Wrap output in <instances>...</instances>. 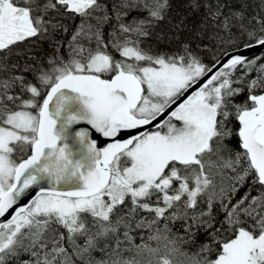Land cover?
<instances>
[{"label": "snow or ice", "instance_id": "snow-or-ice-1", "mask_svg": "<svg viewBox=\"0 0 264 264\" xmlns=\"http://www.w3.org/2000/svg\"><path fill=\"white\" fill-rule=\"evenodd\" d=\"M179 6L0 0V264H264V0Z\"/></svg>", "mask_w": 264, "mask_h": 264}, {"label": "trees", "instance_id": "trees-1", "mask_svg": "<svg viewBox=\"0 0 264 264\" xmlns=\"http://www.w3.org/2000/svg\"><path fill=\"white\" fill-rule=\"evenodd\" d=\"M180 4V0H173V9H172V15L175 16L177 14V12L183 13L185 10L183 9V7L179 6ZM162 29L164 31H167V26L166 25H162L161 26ZM153 46L154 47H159L162 48L164 47L163 44H160L158 42H153ZM20 55L19 56H13L14 60H19V62L21 64L24 63L25 59L27 58L25 56L26 52H30V54H34L40 58H44L46 56V54L51 52L50 47L48 46L47 42H41L39 48H37L35 45L31 46L30 49H20L19 50Z\"/></svg>", "mask_w": 264, "mask_h": 264}]
</instances>
